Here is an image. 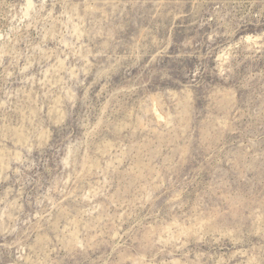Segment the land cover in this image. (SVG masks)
<instances>
[{
	"label": "rangeland",
	"instance_id": "rangeland-1",
	"mask_svg": "<svg viewBox=\"0 0 264 264\" xmlns=\"http://www.w3.org/2000/svg\"><path fill=\"white\" fill-rule=\"evenodd\" d=\"M0 264H264V0H0Z\"/></svg>",
	"mask_w": 264,
	"mask_h": 264
}]
</instances>
